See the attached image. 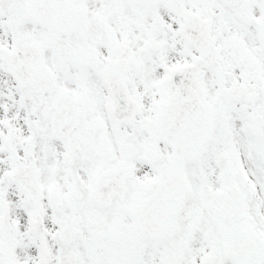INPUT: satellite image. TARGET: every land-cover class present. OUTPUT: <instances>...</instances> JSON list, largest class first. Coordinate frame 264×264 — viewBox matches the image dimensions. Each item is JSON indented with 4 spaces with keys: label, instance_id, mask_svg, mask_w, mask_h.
<instances>
[{
    "label": "snow or ice",
    "instance_id": "6c2138e0",
    "mask_svg": "<svg viewBox=\"0 0 264 264\" xmlns=\"http://www.w3.org/2000/svg\"><path fill=\"white\" fill-rule=\"evenodd\" d=\"M0 264H264V0H0Z\"/></svg>",
    "mask_w": 264,
    "mask_h": 264
}]
</instances>
